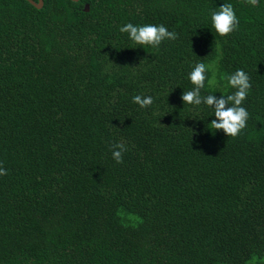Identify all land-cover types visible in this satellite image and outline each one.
<instances>
[{"label": "trees", "instance_id": "16d2710c", "mask_svg": "<svg viewBox=\"0 0 264 264\" xmlns=\"http://www.w3.org/2000/svg\"><path fill=\"white\" fill-rule=\"evenodd\" d=\"M126 23L178 39L136 45ZM200 62L202 94L250 77L236 138L180 99ZM0 164V264H264V0H0Z\"/></svg>", "mask_w": 264, "mask_h": 264}, {"label": "clouds", "instance_id": "9594fccd", "mask_svg": "<svg viewBox=\"0 0 264 264\" xmlns=\"http://www.w3.org/2000/svg\"><path fill=\"white\" fill-rule=\"evenodd\" d=\"M252 6L258 4V0H247ZM33 6L37 9L43 7V0H32ZM211 27L215 32L225 37L239 29V18L231 3H223L218 10L210 12ZM121 33H126L128 39L136 45L150 46L159 48L165 40L175 41L178 34L175 31H169L164 25L144 24L134 25L126 23L119 28ZM212 71V77L209 79L207 73ZM193 87L181 94L183 104L191 106H201L209 108L214 117L208 123L212 132L222 131L225 136L236 138L247 126L249 113L243 102L246 100L249 90L252 87L250 77L243 69H237L235 72L224 77L227 87L232 89L230 93L221 94L217 97L214 94H202L207 81L210 87L217 85L214 65H206L203 62L196 63L187 76ZM132 103L138 105L141 109L149 108L153 105L152 96L135 95L132 97ZM112 159L117 164L123 163V154L127 147L123 142L113 143L110 146ZM8 171L0 164V176L7 175Z\"/></svg>", "mask_w": 264, "mask_h": 264}, {"label": "water", "instance_id": "95a60500", "mask_svg": "<svg viewBox=\"0 0 264 264\" xmlns=\"http://www.w3.org/2000/svg\"><path fill=\"white\" fill-rule=\"evenodd\" d=\"M27 1L33 5L32 0H27ZM73 1H78V0H73ZM36 2H39V0H37ZM83 9H84L85 11H88V10H89V5L86 3V4L84 5V8H83Z\"/></svg>", "mask_w": 264, "mask_h": 264}]
</instances>
